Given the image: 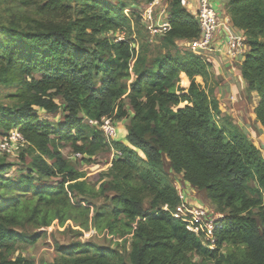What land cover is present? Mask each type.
Instances as JSON below:
<instances>
[{
	"label": "trees",
	"instance_id": "obj_1",
	"mask_svg": "<svg viewBox=\"0 0 264 264\" xmlns=\"http://www.w3.org/2000/svg\"><path fill=\"white\" fill-rule=\"evenodd\" d=\"M35 2L19 23L0 21V85L17 86L0 100V136L15 129L26 141L17 174L0 155V264H36L10 256L15 242L33 245L53 224L74 239L54 241L50 264H264V154L225 113L209 57L178 50L201 33L184 1L169 0L154 51L124 0ZM227 12L251 48L239 75L259 96L250 117L264 130V0H228ZM123 30L133 42L108 35ZM105 119H129L127 142L104 136ZM68 144L89 163L116 157L92 180L64 155ZM166 160L224 215L211 234L174 216L185 202Z\"/></svg>",
	"mask_w": 264,
	"mask_h": 264
},
{
	"label": "rangeland",
	"instance_id": "obj_2",
	"mask_svg": "<svg viewBox=\"0 0 264 264\" xmlns=\"http://www.w3.org/2000/svg\"><path fill=\"white\" fill-rule=\"evenodd\" d=\"M108 1H111L113 4H118V2H119V0H108ZM124 1L128 5L126 7L125 11L127 12L128 16L131 17V21L134 24L135 19L138 18L136 16V14L140 13L141 15H143L144 11L147 8L148 3L142 2L141 0H124ZM212 3L214 5L213 0H212ZM34 9H36L35 0H0V21L11 20V21H14L16 23H19L21 21L22 17L33 15ZM169 11H170L169 0H157L156 4L153 6L154 17H153L152 21L154 22L155 25H153L152 22L150 24H148L147 22L149 20L145 19V18L143 19V17L141 16L142 20L141 19L140 20L142 21V25L144 27V31L146 34V41H149V42L152 41V43L150 42V44H151V50H153V51L159 47V45H158L159 43H157V42L162 37V34L154 35V33L152 32V29L155 26H158L162 23L163 17L170 14ZM220 16H221L220 22L222 23V20L224 18V14L221 13ZM151 18H149V19H151ZM164 34L165 33H163V35ZM217 34H220V29H219V33L217 32ZM108 35L114 41L127 39V40H130L133 42V39H134V36L132 34H129L127 30H123V31H119V32H111ZM189 42L190 41H187V40H178L177 41V45L179 48L178 50H180L182 52L188 50ZM135 43L136 42H134L133 44L135 45ZM222 53H225V49L222 50ZM226 57H228V56H226ZM225 71H226V69H225ZM235 72L236 71L234 70L233 74H235ZM217 77L219 80V82H218L219 84L216 87L217 96L220 98V100L222 101L225 108L228 109V113L230 114V117L238 124V126L241 129H245L243 119L239 118V116H237L238 114L236 115L234 113V110L238 109L239 111L242 110V112H244V113L245 112L251 113V111H252L251 106H254L253 98L251 96H249V94L247 93V91L245 89V93H244V95H242V98L244 100V104H245L246 108H244L241 103H240V105L239 104L236 105L234 108V105L231 103V101L233 100L231 98V96L226 97L225 96L226 93L224 91L221 92V90L218 89V87L220 85L222 86L221 83L223 80H222L221 76L219 78V75H217ZM235 83L238 85L236 80H235ZM16 90H17L16 84H11L8 86L0 85V100H3L7 103H11L12 100L9 96L14 95ZM238 96H239V94L237 93L236 97H234V102H237V101L239 102V98H237ZM236 113H238V111ZM50 116L52 117L51 121H53L54 123H57L59 117L61 116V113H58V115H54V116L52 113V114H50ZM244 117L246 118V115ZM247 122L251 125V126H249V129L250 128L252 129V125H255V124L251 120V117L248 118ZM128 124H129V120L118 121V123L115 125V128L117 130V134L114 137L115 139H117L119 137L118 136L119 135L118 129L120 128L121 130L126 131ZM253 128H255V127H253ZM1 133H3V132L0 131V135H1ZM248 134H250V132H248ZM250 138L253 140L252 137H250ZM4 140H5V136H0V141L2 142ZM256 140L257 141H255V140H253V141L257 144L260 141V139H256ZM79 143H81V142H79ZM258 146H259V143H258ZM20 147L14 146V147H10L9 149L7 148L6 150L0 151L1 156L4 155V156H6V158L9 161H12L13 163H15V166L12 167L11 171L9 172L10 175L17 174L18 171L20 170V168H25L24 165L20 167L17 164V163H19V160H20L18 154L22 149ZM62 152L64 153V155L67 156L68 159L73 161V163H76V165H79L78 167L83 169V171H85L87 173V176H89L92 180L97 179L95 177V173H97V171L102 168V167L99 168V164H101L104 161V159H106L105 155H102L105 152H102L93 158L94 159L93 161H95V163H93V162L89 163V161H87L88 158L87 159L85 158L83 160L82 158H80L81 157L80 154L75 155L73 153V149H72L71 145H69V144L62 148ZM82 157H84V156L82 155ZM166 167H167L168 172L171 175V180L173 181L175 187L178 189V191L185 198L187 210H184V213H182L181 215H183L184 217H186L188 219L190 218V220H189V222H191L190 225H193L192 221L194 223H196V221L193 218L195 215L194 213L196 211L197 212H203V214H201L202 221L200 222V223H202V226H201L202 228H206L207 227L206 224L212 225L214 222H217L220 218H222L224 216V215L219 214L215 211L214 207L211 205V203L209 202V200L206 197V194L203 191H199L198 189H196L195 187H193L192 185L187 183L183 179L182 174L177 175L176 173H174L170 169L168 160H166ZM94 181H96V180H94ZM217 215H219L218 216V217H220L219 219H218ZM46 229L48 231V234L46 236L40 238L33 245L24 243V242L19 241V240L16 241L15 242V249L13 251V254L10 256L15 257L17 254L22 253L26 257L33 259L36 262V264H50V262H52V260L54 259L55 255H56V253L53 249L54 241L59 240L61 242L66 243L67 240L74 239V237H72V238L68 237L66 234H64L62 232L63 228L58 227L56 224H53L52 226H50L48 228H42V229H40V231L42 232ZM211 229H212L211 231H213V228H211ZM211 231L208 230L209 233ZM91 233H92L91 231H87L85 233V235L82 237V239L83 240L89 239L91 237ZM76 239H79V238H76ZM98 241H100L101 243L105 242L106 244H111L110 241H108L106 239H102V237H98Z\"/></svg>",
	"mask_w": 264,
	"mask_h": 264
},
{
	"label": "built area",
	"instance_id": "obj_3",
	"mask_svg": "<svg viewBox=\"0 0 264 264\" xmlns=\"http://www.w3.org/2000/svg\"><path fill=\"white\" fill-rule=\"evenodd\" d=\"M183 1L185 4V7H188L190 4V0H183ZM156 2L157 0H154L152 3H149L147 5L146 10L144 11L142 15L143 19L145 18L149 20L147 22L148 24L152 22V24L155 25L152 20L154 17L153 6L156 4ZM196 2H197L196 16L199 21L201 33L199 37L194 38L189 42V48L198 55L209 56L212 52H214V44L216 41L215 38L217 36V32L219 33V29L221 32V28H220L221 16L218 10L213 6L212 0H196ZM169 13L170 14L163 17V21L160 25L155 26L152 29V32L154 33V35L163 34L170 28L169 19L171 17V11H169ZM226 21H229V18H227ZM245 41H246V37L244 35V31L234 30L232 33H230L226 41L227 43V46L225 48L226 56H228L229 58H235L239 55L242 56L244 54L243 47L245 45ZM218 50H220V48H218L217 51ZM100 128L102 132L104 133V136L107 138H113L117 134L115 123L114 121H112V119L103 120ZM0 144H1L0 145V151H1V150H6L7 148L9 149L10 147H14V146L22 147L26 144V141L21 136V134L17 130L14 129L11 132H9L8 135H5V140L2 142L0 141ZM259 147L264 153V142L260 143ZM180 195L184 199V202H185L184 196L181 193ZM184 210H187L186 203H184L181 207H179L175 211L174 216L176 218L185 219L189 221L190 218L188 219L184 217L183 215H181L182 213H184ZM194 214L195 215L193 218L196 221V223L192 221L193 225H190L191 222H189L188 227L189 229L195 232H198L199 231L198 225L200 224L202 226V223L200 222L202 221L201 214H203V212L196 211ZM218 216L219 215H217V217ZM206 225L209 229L207 227L206 228L211 231L212 230L211 228L214 229L217 226V222H214L212 225H209V224H206ZM212 232L213 231H211L210 234Z\"/></svg>",
	"mask_w": 264,
	"mask_h": 264
},
{
	"label": "crops",
	"instance_id": "obj_4",
	"mask_svg": "<svg viewBox=\"0 0 264 264\" xmlns=\"http://www.w3.org/2000/svg\"><path fill=\"white\" fill-rule=\"evenodd\" d=\"M213 1H214V7L217 10L219 9L218 12L220 15H221V13L224 14V18L222 20V23L220 24L221 32H220V34H217V36L215 38L216 41L214 44V52L211 53L208 57L214 64V66H213L214 72L217 75H219V78L221 76V78L223 80L221 83L222 86L220 85L218 87V89L221 90V92L224 91L226 93V95H225L226 97L231 96V98L233 99L231 101V103L234 105V108L236 105H238V104L240 105V103L243 105L244 108H246V106L244 104V100L242 98V95H244V93H245L246 87H245L244 81L242 80V78L239 75V66H240V63L244 60V57H246V55L249 53L251 48H250V46L245 44L243 47L244 54L242 56L239 55L235 58L226 57L225 53H222V50H224L227 46L226 41L228 39V35L230 33H232L234 30L236 31L239 29H235L231 23L230 16L228 15V12H227L228 0H213ZM187 8L196 15L197 14V2H196V0H190V4ZM227 18H229V21H226ZM218 48H220V50L217 51ZM225 69H226V71H225ZM234 70L236 71L235 74H233ZM235 80L237 81L238 85L235 83ZM216 92H217V89H216ZM236 92L239 94V96L237 97V98H239V102L238 101L234 102V97H236V95H237ZM251 97L253 98L254 106H256L259 102V96L257 95V93H252ZM254 106H251V107H254ZM237 111H238V113H236ZM40 112H41L43 118L49 119L51 121L52 117L50 116V114H52V113H47V112L42 111V110ZM234 113L236 115L238 114L237 116H239V118L243 119L245 130L247 132H250L249 137H252L253 140H255V141H257L256 139H260V141L258 142L259 145H260V143L264 142V130H262L258 125H252V129L251 128L249 129V126H251L247 122L248 118L250 117L249 112L244 113V112H242V110L239 111L238 109H235ZM226 114L230 115L228 113V109L226 110ZM54 115H58V114H53V116ZM245 115H246V118L244 117ZM61 116L60 117L58 116L59 117L58 121H60L62 119ZM123 120H129V119H123ZM123 120H120V121H123ZM117 123H118V121L115 122V125ZM253 127H255V128H253ZM118 130H119L118 131L119 137L117 138V140H122L124 142H127L126 141L127 129H126V131L121 130L120 128ZM258 143H257V145H258ZM102 155H105L106 159H104V161L102 162L104 165L102 163L99 164V168L100 167H102V168L99 169L97 171V173H95L96 178L99 177V172L105 170L108 166H110L112 160L116 157V152H114V151L110 152L109 151V152L103 153ZM217 223H218V221H217Z\"/></svg>",
	"mask_w": 264,
	"mask_h": 264
}]
</instances>
